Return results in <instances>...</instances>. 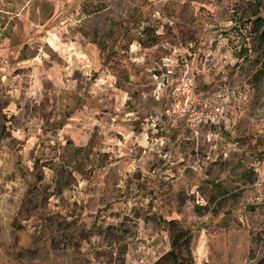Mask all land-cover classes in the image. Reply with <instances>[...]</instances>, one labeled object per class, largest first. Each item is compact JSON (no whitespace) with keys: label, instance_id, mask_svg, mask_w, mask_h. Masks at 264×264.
I'll return each mask as SVG.
<instances>
[{"label":"rangeland","instance_id":"1","mask_svg":"<svg viewBox=\"0 0 264 264\" xmlns=\"http://www.w3.org/2000/svg\"><path fill=\"white\" fill-rule=\"evenodd\" d=\"M257 16L264 0H0V264H151L169 219L195 264H264ZM184 59L196 131L174 110Z\"/></svg>","mask_w":264,"mask_h":264},{"label":"trees","instance_id":"2","mask_svg":"<svg viewBox=\"0 0 264 264\" xmlns=\"http://www.w3.org/2000/svg\"><path fill=\"white\" fill-rule=\"evenodd\" d=\"M253 27L261 40L264 41V17H255ZM264 64V63H263ZM168 226L169 249L156 258L151 264H195L192 254L193 234L179 221L169 219Z\"/></svg>","mask_w":264,"mask_h":264},{"label":"built area","instance_id":"3","mask_svg":"<svg viewBox=\"0 0 264 264\" xmlns=\"http://www.w3.org/2000/svg\"><path fill=\"white\" fill-rule=\"evenodd\" d=\"M193 85V69L186 59H184L180 82H178L176 87V90L178 93L180 92L182 98L174 104V110H176L182 117L189 129L196 131V127H198V125L204 120V111L198 109L196 106H201L202 103L199 99H196ZM207 104L208 103L204 105ZM210 105L215 109V111L219 113L221 112L220 105H218V103L214 100L210 101Z\"/></svg>","mask_w":264,"mask_h":264}]
</instances>
